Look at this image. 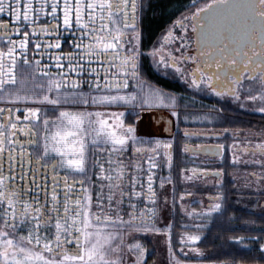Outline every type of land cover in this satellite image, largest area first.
Wrapping results in <instances>:
<instances>
[{
	"label": "flooded vegetation",
	"instance_id": "obj_1",
	"mask_svg": "<svg viewBox=\"0 0 264 264\" xmlns=\"http://www.w3.org/2000/svg\"><path fill=\"white\" fill-rule=\"evenodd\" d=\"M52 4L53 0H33L37 12L30 14L28 21H17L8 13L0 16V24L5 25L0 28V53L15 46L17 80L6 85L9 91L0 96V109H11L13 117L21 120L29 108H40L41 115L47 112L51 117L53 106L33 100L42 94L51 98L59 92L73 91L72 81L80 85L74 91L86 96L125 98L72 109L100 113L109 124L118 122L134 129L123 151L91 152L90 170L83 177L94 212L98 211L95 201L101 183H110L98 179L99 167L94 161L112 160L111 165L105 163L108 171L104 174L115 176L122 170L123 189L132 191L131 203L136 208L131 209L125 197L119 216L128 221V213L136 211L140 215L135 222L104 228L115 233L124 248L122 264H172L176 243L186 244L180 248L185 256L173 253L185 264H218L214 262V226L223 218L228 221L226 241L243 244L246 252L253 248L264 254V99H259L264 95V85L259 79L242 78L233 91L231 81L235 77L226 75L227 68L222 67L230 65L229 56L237 58V51L243 49L251 55L245 45L258 25H254L248 0H229L227 5L216 0H139L138 12L129 5L113 17L124 35L120 56L113 62L116 66L110 69L88 55L86 46L95 47V42L82 36L84 21L66 27L62 10L58 9L55 17L51 15ZM255 6L264 7L258 0ZM129 19L131 26L125 28ZM25 39L27 46L21 49L19 44ZM126 56L135 58L134 68L131 60L123 69L119 67ZM25 59L29 63L25 64ZM57 62L64 67H55ZM76 64L97 69L99 76L87 71L70 72L69 67ZM45 72L49 75H43ZM201 74L203 78L197 79ZM60 80L64 88L47 91L52 81ZM95 83L101 87H89ZM25 96L29 99L18 98ZM251 96L258 98L253 100ZM30 131L31 135L17 134L20 142L35 136V130ZM150 163L157 166L149 171ZM49 171L41 168V176L47 177ZM57 171L65 175L64 170ZM148 175L153 177L154 202L135 197L137 191L147 192ZM81 178L76 173L68 177L77 181ZM134 178L143 188L140 184L131 188L129 182ZM74 187L81 191V185ZM59 190L62 199V185ZM217 204L222 206L220 211L215 210ZM115 207L107 208L106 203L107 214L113 219L117 215ZM75 235L79 233H73V238ZM137 244L139 249L134 247ZM73 247L75 243L65 245L69 251Z\"/></svg>",
	"mask_w": 264,
	"mask_h": 264
},
{
	"label": "snow or ice",
	"instance_id": "obj_2",
	"mask_svg": "<svg viewBox=\"0 0 264 264\" xmlns=\"http://www.w3.org/2000/svg\"><path fill=\"white\" fill-rule=\"evenodd\" d=\"M216 2L227 5L229 0ZM258 2L264 6V0ZM43 3H47V0H43ZM248 4L254 13L252 18L254 25H258L253 28V34L245 45V48L251 51V55L249 51L242 49L235 53L236 59L228 57L230 65L222 66L227 68L226 75L235 77L231 81L233 91L235 86L241 83L242 78L259 79L264 85V7L257 8L256 0H248ZM129 5L133 12H138L139 0H53L51 15L55 17L57 10H62L63 23L66 27L71 26L73 22L81 24L84 21L81 24L82 36H89L95 42V47L92 44L86 46L88 55L94 57L101 67L107 65L110 69L116 66L113 62L120 56L119 48L122 47L124 35L116 26L113 17ZM211 7L212 5H209V8ZM39 11L42 12L43 8L41 7ZM36 12L33 0H0V16L8 13L14 15L17 21H28L30 14ZM131 23L129 19L124 27L131 26ZM3 27L5 25L0 24V28ZM27 35L25 33V37ZM256 41H259V44H256ZM27 43L25 39L19 47L26 48ZM54 46L60 47L59 44ZM14 53L15 46L9 48L7 53H0V96L9 91L6 85L17 83ZM5 57L8 58L7 64ZM129 60L134 68L135 58L127 56L119 67L123 69L129 64ZM24 63L29 62L25 59ZM55 67L63 68L64 65L57 62ZM69 71L79 73L87 71L99 76L97 69L91 67L85 69L83 64L71 65ZM43 75L49 74L45 72ZM202 78L203 74L197 77ZM64 87L63 80L52 81L47 91ZM71 87L73 91L59 92L51 98L42 94L41 98L33 100V103L53 106L51 117L47 112L41 115L43 110L40 108H29L21 120L19 116L13 117L11 109H0V264H118L117 261L105 259L108 250H116L109 247L116 239V234L105 231L104 228L108 224H133L140 215L132 211L128 213L131 217L128 221L119 216V206L123 204L125 197L129 199L131 209H135L136 205L131 203L132 191L125 192L123 189L122 170L117 171L115 176L104 174L108 171L104 167L105 163L109 165L113 163L110 159L103 163L99 160L94 161L99 167L98 179L110 182L101 183L97 192L95 206L98 211H93L92 195L83 187L85 184L83 177H87L90 170V153L123 151L134 129L126 128L118 122L109 124V120L103 118L100 113L72 110L92 104L113 103L125 98L86 96L74 91L80 87L75 81L71 82ZM89 87L100 88L101 85L95 83ZM43 92L44 88L41 87V93ZM18 98L29 99L27 96ZM250 98L255 100L258 97ZM259 99H264V95ZM5 111L8 113L7 116L4 115ZM30 130H35V136L26 142H20L17 134L31 135ZM105 145L111 147L105 148ZM29 147H32V151H29ZM156 166L155 163H150L149 171ZM134 167L138 169L139 165ZM41 168H50L47 177L41 176ZM58 169L64 170L65 175H59ZM73 173L80 174L82 178L78 181L69 180L68 177ZM45 179H50L51 183L43 182ZM129 183L134 189L140 181L134 178ZM76 184L81 185L80 192L75 190ZM152 184L153 177L148 175L147 192L137 191L135 197L138 200L146 197L154 202L155 192ZM61 185L64 189L62 199L59 190ZM140 187L143 188V185L140 184ZM106 203L107 208L116 206L113 208L117 213L116 219L107 214ZM215 207L219 208V204ZM148 211L155 214L153 209ZM22 231H26L27 234L19 235ZM73 233L79 235L73 238ZM72 243H75V247L70 251L66 250L65 245ZM134 247L139 249L140 245Z\"/></svg>",
	"mask_w": 264,
	"mask_h": 264
},
{
	"label": "trees",
	"instance_id": "obj_3",
	"mask_svg": "<svg viewBox=\"0 0 264 264\" xmlns=\"http://www.w3.org/2000/svg\"><path fill=\"white\" fill-rule=\"evenodd\" d=\"M224 188H227V177L224 175ZM240 230L239 227H235ZM228 221L219 220L214 226V262L218 264H264V254L253 248L246 252L243 244L226 241Z\"/></svg>",
	"mask_w": 264,
	"mask_h": 264
},
{
	"label": "rangeland",
	"instance_id": "obj_4",
	"mask_svg": "<svg viewBox=\"0 0 264 264\" xmlns=\"http://www.w3.org/2000/svg\"><path fill=\"white\" fill-rule=\"evenodd\" d=\"M222 209V206H219V208H216L215 210H221ZM184 245H186V244H182V245H180V244H178V243H176V246H175V244H174V247L175 248H173L172 249V258H171V260H172V264H185V262L184 261H180V258H178L177 257V255L178 256H180V255H183V256H185L186 254H185V251L183 250V251H181V246H184ZM262 246H264V243H262ZM111 249H116L115 251H111V250H108L107 251V256L105 257V259H107V260H110V261H117L118 262V264H122L123 263V254H124V252H125V250H124V248L122 247V249H121V247H120V244H119V242L117 241V239H114L112 242H111V245L109 246ZM188 248H190V246H188ZM127 249V248H126ZM127 251V250H126ZM173 253H177V255H173ZM200 256H203V254H201ZM136 261H139V260H136ZM203 262V261H202ZM188 264V263H187ZM192 264V263H191ZM200 264V263H199ZM208 264V263H207ZM210 264V263H209Z\"/></svg>",
	"mask_w": 264,
	"mask_h": 264
},
{
	"label": "water",
	"instance_id": "obj_5",
	"mask_svg": "<svg viewBox=\"0 0 264 264\" xmlns=\"http://www.w3.org/2000/svg\"><path fill=\"white\" fill-rule=\"evenodd\" d=\"M215 155H219V153H216ZM217 176H219V175H217Z\"/></svg>",
	"mask_w": 264,
	"mask_h": 264
}]
</instances>
